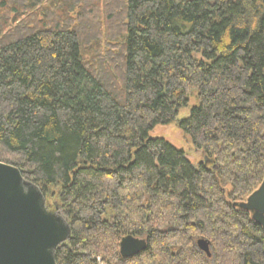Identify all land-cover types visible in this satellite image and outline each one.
Here are the masks:
<instances>
[{
    "label": "trees",
    "instance_id": "1",
    "mask_svg": "<svg viewBox=\"0 0 264 264\" xmlns=\"http://www.w3.org/2000/svg\"><path fill=\"white\" fill-rule=\"evenodd\" d=\"M191 99L197 168L149 137ZM0 163L58 189L56 264H264V0H0Z\"/></svg>",
    "mask_w": 264,
    "mask_h": 264
},
{
    "label": "water",
    "instance_id": "2",
    "mask_svg": "<svg viewBox=\"0 0 264 264\" xmlns=\"http://www.w3.org/2000/svg\"><path fill=\"white\" fill-rule=\"evenodd\" d=\"M234 207L249 213L264 232V179L245 202ZM56 210H49L40 189L17 168L0 163V264H56V251L71 238L68 223ZM195 247L211 257L209 241L200 238ZM146 249V240L133 236L123 237L119 243L122 259Z\"/></svg>",
    "mask_w": 264,
    "mask_h": 264
},
{
    "label": "rangeland",
    "instance_id": "3",
    "mask_svg": "<svg viewBox=\"0 0 264 264\" xmlns=\"http://www.w3.org/2000/svg\"><path fill=\"white\" fill-rule=\"evenodd\" d=\"M193 107H195V102L193 99H191L188 106L179 111L175 123H173L169 126L156 127L154 130H152L149 133V137L152 139H162L165 142L172 145L174 148H176L178 150H182L184 152L187 160L190 162V164L194 168H197L199 164L204 163L203 157H202L201 153H199L198 151H196L194 149L190 139L188 137H186L177 128V122L188 119V117L190 115V111ZM204 164L207 165V163H204ZM57 192H58V189L55 188V189L51 190V193L49 192L46 194V196H44L45 201H46V205L48 206L49 210L53 211V212H56L57 211L56 209L59 208V202L57 201ZM59 212H60V210H59ZM60 215L62 216V213ZM62 218L66 221V219L63 216H62ZM70 231H71V229H70ZM198 239H200V238L198 237L196 240H198ZM196 240H195V242H196ZM210 252H211V249H210Z\"/></svg>",
    "mask_w": 264,
    "mask_h": 264
}]
</instances>
